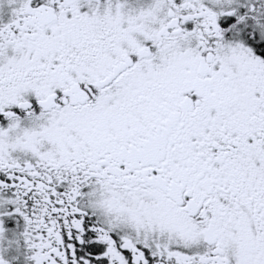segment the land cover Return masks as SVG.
Masks as SVG:
<instances>
[{"label": "snow or ice", "instance_id": "1", "mask_svg": "<svg viewBox=\"0 0 264 264\" xmlns=\"http://www.w3.org/2000/svg\"><path fill=\"white\" fill-rule=\"evenodd\" d=\"M0 264H264V0H0Z\"/></svg>", "mask_w": 264, "mask_h": 264}]
</instances>
